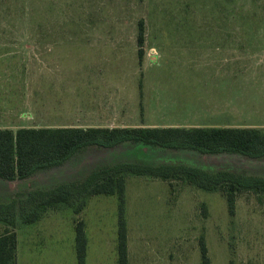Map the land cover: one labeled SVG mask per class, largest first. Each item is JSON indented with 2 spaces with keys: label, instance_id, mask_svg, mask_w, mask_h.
I'll return each instance as SVG.
<instances>
[{
  "label": "rangeland",
  "instance_id": "374dc122",
  "mask_svg": "<svg viewBox=\"0 0 264 264\" xmlns=\"http://www.w3.org/2000/svg\"><path fill=\"white\" fill-rule=\"evenodd\" d=\"M0 1V99L16 111L6 109L0 125L13 132L85 124L264 130V0ZM119 163H185L264 177V158L125 143L87 147L61 166L38 170L15 196L0 180V204ZM124 177L129 264H202V241L211 264H264V192L238 193L232 214L226 189ZM26 216L0 219V234H17L18 264H78L80 221L86 264H118L117 194L84 195L42 212L33 224Z\"/></svg>",
  "mask_w": 264,
  "mask_h": 264
},
{
  "label": "trees",
  "instance_id": "16d2710c",
  "mask_svg": "<svg viewBox=\"0 0 264 264\" xmlns=\"http://www.w3.org/2000/svg\"><path fill=\"white\" fill-rule=\"evenodd\" d=\"M4 5L0 1V12ZM11 13V10L8 9ZM14 20V19H11ZM3 20H0L2 23ZM9 27V25H8ZM139 55L145 43L144 23L139 24ZM3 32H7L3 30ZM125 143L175 152L191 151L203 156L238 154L253 159L264 158V130L241 127L198 128H107L60 127L21 128L16 132L0 130V180L15 182L31 178L36 171L58 167L87 147L112 149ZM153 176L163 180H186L206 191L226 189L229 210L235 212L237 194L244 191L264 192V177L245 172H210L203 167L164 163L144 165L119 163L94 171L83 181L60 185L49 191H37L25 199H15L10 204H0V219L10 215L12 220L24 211L26 222L33 224L41 213L84 195H118V264H129L128 228L125 218L126 180L124 174ZM35 205L34 209H31ZM37 206V207H36ZM86 203L82 200L76 208L79 214ZM19 208V210H18ZM6 214V215H5ZM12 222V221H10ZM18 237L9 229L0 234V264H18ZM88 240L85 223L76 226V252L78 264H86ZM202 264H211L204 241L201 243Z\"/></svg>",
  "mask_w": 264,
  "mask_h": 264
},
{
  "label": "crops",
  "instance_id": "0c3cea01",
  "mask_svg": "<svg viewBox=\"0 0 264 264\" xmlns=\"http://www.w3.org/2000/svg\"><path fill=\"white\" fill-rule=\"evenodd\" d=\"M4 88L2 86H0V90H3ZM13 104L12 103H5L4 100H3V94H1V99H0V123L3 124V116L5 114V111L6 109L8 110V112L6 113H14L16 111H14V108H12ZM87 120V119H86ZM84 121V119H83ZM86 125V124H85ZM83 126V125H79L77 127H81V128H91V127H97V125H86V126ZM60 127H69V126H60ZM58 126L56 127H50V128H60ZM107 128H114V127H111V126H107ZM153 128V127H151ZM172 128H175V127H172ZM3 129H8L7 127H3L0 125V130H3ZM3 183H1V185H4L7 187V189L9 190V195L10 196H15V195H18L19 193H21L19 191V186L21 185L22 189L24 188L22 186L23 183H25V180H20V181H15V182H7V181H2ZM21 190V189H20ZM17 197V196H16ZM2 203V202H0Z\"/></svg>",
  "mask_w": 264,
  "mask_h": 264
}]
</instances>
